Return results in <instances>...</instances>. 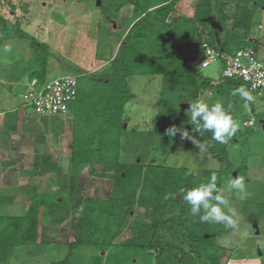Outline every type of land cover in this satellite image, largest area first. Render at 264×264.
<instances>
[{"label": "rangeland", "instance_id": "374dc122", "mask_svg": "<svg viewBox=\"0 0 264 264\" xmlns=\"http://www.w3.org/2000/svg\"><path fill=\"white\" fill-rule=\"evenodd\" d=\"M229 1L226 11L232 17L237 0ZM196 2L179 0V12L192 16ZM28 3L27 13L25 0H0V58L5 54L2 42L15 43L23 49L28 46V39L11 36L15 27H19L38 41L50 44L46 80L74 75L82 82L85 77L81 73L91 76L100 71L106 64L102 61L111 57L127 22L122 18L126 9L117 13L111 8L103 14L97 0H29ZM107 17H110L111 24ZM250 36L257 40V57L264 62L263 8L256 9L251 16ZM28 60L22 59L11 67V74L18 82L11 87L1 84L8 101L15 105L21 103L23 77L30 69ZM221 69L222 64L217 60L200 71L205 77L217 81ZM127 83L134 96L124 107L127 122L121 137V161H140L141 158L143 164L156 162L207 170L221 167L219 160L212 157L205 146L204 151L199 150L198 146L203 144L196 140L180 136L170 150L172 136L166 133V129L172 125H186L185 114L190 115L189 101H193L188 93L178 92L172 84L164 86L158 75H132ZM197 84V81L192 86L189 84L188 91L196 90ZM252 95L254 99L248 102L237 95L229 105H225L224 98L210 88L199 97L210 105L222 102L239 126L234 136L236 141L227 147L231 168L223 173L221 187L222 194L237 211L238 227L226 231L225 226L219 224L225 231L216 237V242L230 248L224 260L227 264H264V97L256 93ZM81 104L83 101H78V105ZM181 109L185 114L176 113L168 123L157 116L159 112L167 114ZM25 112L20 116L24 125L19 122L21 129L17 133L0 123V215L24 213L29 193L37 186L43 194L44 204L53 208L44 209L37 243L14 247L3 264L58 263L68 253V243L74 240L71 221L74 200L78 196L106 198L110 180L100 175L90 176L86 166L77 169L69 163L72 113L39 117L30 109ZM248 120L252 125H244ZM160 123L166 126L162 132L157 131ZM44 158H49L51 163L43 167L41 173L35 172L32 165L43 162ZM236 175L245 177L249 194L246 197L227 188L229 179ZM144 213L142 207L130 212L125 218L126 227L113 246L79 245L64 264H153L147 249L121 245L131 235L128 227L132 221L144 217ZM251 219L257 224L258 234ZM160 233L166 239L178 242L176 234L165 226Z\"/></svg>", "mask_w": 264, "mask_h": 264}, {"label": "trees", "instance_id": "16d2710c", "mask_svg": "<svg viewBox=\"0 0 264 264\" xmlns=\"http://www.w3.org/2000/svg\"><path fill=\"white\" fill-rule=\"evenodd\" d=\"M99 2L103 14L111 8L117 12L129 7L133 18L105 66L91 76L81 73L85 77L82 82L77 78V95L69 106L73 115L69 163L77 169L86 166L90 176L100 175L110 180V191L106 198L78 196L74 200L71 206L74 240L68 243L64 259L51 264L66 263L79 245L113 246L126 227L125 218L136 207H142L145 215L132 221L128 227L131 235L122 246L147 249L153 264H227L224 260L228 249L216 242L223 229L217 223H202L198 216H193L191 206L183 200V191L206 181L213 172L221 189L222 175L231 168L227 147L236 141L235 137L223 144L216 142L211 139V133H196L187 120L183 127L189 132L187 138L201 142L219 160L221 167L215 170L156 162L143 164L141 158L121 161V137L127 122L124 107L134 96L127 79L132 75H158L164 86L172 84L173 89L188 93L193 101L210 88L224 98L225 105L239 95L234 94L238 88L256 93L240 80L220 77L214 81L205 77L198 60L203 39L229 54L249 47L257 53V40L250 36V20L256 9H264V0H237L232 17L226 11L229 0H197L192 16L179 12V0ZM13 32L29 40L32 53L27 62L28 79L45 81L48 44L19 27ZM196 81V90L188 91L189 84L192 86ZM78 101L83 104L79 106ZM183 111L159 112L157 116L168 123L176 113L185 114ZM164 126L160 123L157 131L162 132ZM180 136L179 133L172 136L170 150ZM50 163L49 158H44L32 168L41 173ZM190 170L196 174L189 175ZM44 202L37 186L29 193L24 213L0 215V264L14 247L37 243L44 209L53 208ZM164 226L176 234L178 242L161 235Z\"/></svg>", "mask_w": 264, "mask_h": 264}, {"label": "clouds", "instance_id": "9594fccd", "mask_svg": "<svg viewBox=\"0 0 264 264\" xmlns=\"http://www.w3.org/2000/svg\"><path fill=\"white\" fill-rule=\"evenodd\" d=\"M235 93L243 97L246 102L254 99L252 93L243 87L236 89ZM189 102L188 120L196 133H211V139L222 144L236 135L239 126L222 102L217 101L210 105L199 97ZM166 133L169 136L179 133L181 137H190L183 126L172 125L166 129ZM198 147L200 151H204V145ZM188 174L192 175L196 172L190 170ZM227 188L243 193L245 197L249 195L246 191L245 177L241 175L230 178ZM183 200L191 206L192 215L198 216L202 223H217L231 229L238 227L237 211L230 206L229 199L218 187L215 172L206 181L185 189Z\"/></svg>", "mask_w": 264, "mask_h": 264}, {"label": "built area", "instance_id": "2783aa9c", "mask_svg": "<svg viewBox=\"0 0 264 264\" xmlns=\"http://www.w3.org/2000/svg\"><path fill=\"white\" fill-rule=\"evenodd\" d=\"M198 64L201 68L219 60L222 64L221 77L240 80L249 90L264 97V62L257 57L253 48L239 49L229 54L209 41H201ZM77 95V77L65 75L43 82L29 80L20 95L21 105L39 117L65 116ZM252 125V121L244 122Z\"/></svg>", "mask_w": 264, "mask_h": 264}, {"label": "crops", "instance_id": "0c3cea01", "mask_svg": "<svg viewBox=\"0 0 264 264\" xmlns=\"http://www.w3.org/2000/svg\"><path fill=\"white\" fill-rule=\"evenodd\" d=\"M25 2H27V9H26L27 11L26 12L28 13V11H29V8H28L29 0H25ZM97 6H98V0H97ZM123 9L127 10L126 12H124L122 14V18H125V20L127 21L126 24H125V29H124V30H126L127 27L131 25L130 21L132 20V18H133L132 16L133 15H132V11H131V9L129 7L128 8L127 7H122V8L119 9V11H121ZM119 11H117V13ZM107 21L110 24L112 23L111 20H107ZM114 26H115V24H114ZM11 36H15L13 32H12ZM41 42H45V41H41ZM118 43L119 42H117L116 47H115L111 57L108 58V59H105L104 61H102V63H104V62H106V61H108V60H110L112 58V56L114 55V53L116 51ZM2 45H3L2 47H4L5 54H4L3 58H0V70H1L0 71V123H2V125L7 130H10L12 132L14 130H16L15 133H17L18 132L17 130L21 129L20 126H19V122L22 125H24V121L20 119V116L21 115L23 116L24 113H26L25 110H27V108L23 107L21 105V103L15 105V103H11L10 101H8L7 95L1 89V84H5V86L10 85V87H11L13 85V83L18 82L17 79H15V75L11 74V67H13L15 65V63H17L18 61H20V60L22 61V59H23V61H25V60L27 61V59H29V56H31L32 50H31V47L29 46V43H28V46H26L24 49L21 46H18V44H15V43L9 45L6 42H2ZM48 46H49V56H50V49H51L50 48V44H48ZM23 50H26V51L28 50V51L25 53V51H23ZM49 56H48V58H49ZM46 73H47V71H46ZM23 78L25 79V82H24V87H25L26 83L29 81L28 74L27 75L25 74V76ZM19 81L22 82V79L19 80ZM13 133H12V135H14ZM251 220L255 222V220H253V219H251ZM254 227L256 229V233L258 234L259 231H258L256 222L254 224ZM221 229H223V232L225 230L229 231V228H227V229L225 228V230H224V228H221ZM221 235H219V236H221ZM219 236H217V237H219ZM222 246L227 248L228 251L230 250V248L227 247L226 245H222Z\"/></svg>", "mask_w": 264, "mask_h": 264}, {"label": "water", "instance_id": "95a60500", "mask_svg": "<svg viewBox=\"0 0 264 264\" xmlns=\"http://www.w3.org/2000/svg\"><path fill=\"white\" fill-rule=\"evenodd\" d=\"M99 3H100V2H99V0H98V5H99ZM263 126H264V125H263Z\"/></svg>", "mask_w": 264, "mask_h": 264}]
</instances>
